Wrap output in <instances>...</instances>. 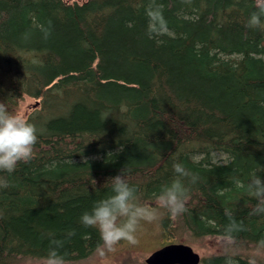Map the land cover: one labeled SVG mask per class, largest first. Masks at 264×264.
<instances>
[{"label": "trees", "instance_id": "obj_1", "mask_svg": "<svg viewBox=\"0 0 264 264\" xmlns=\"http://www.w3.org/2000/svg\"><path fill=\"white\" fill-rule=\"evenodd\" d=\"M151 3L0 0V103H39L32 158L0 170V264L90 257L99 234L79 217L122 168L141 202L187 187L176 217L156 205L171 242L224 239L226 210L243 225L201 264H264L244 252L264 253L248 191L264 178V0H155L168 32L149 35Z\"/></svg>", "mask_w": 264, "mask_h": 264}, {"label": "clouds", "instance_id": "obj_2", "mask_svg": "<svg viewBox=\"0 0 264 264\" xmlns=\"http://www.w3.org/2000/svg\"><path fill=\"white\" fill-rule=\"evenodd\" d=\"M261 11L264 12V7ZM146 14L149 35L168 32L167 20L155 0L147 7ZM257 19L258 15L254 14L253 20ZM37 139L34 123L24 114L10 112L0 103V170L12 172L19 161H29ZM173 168L182 176H190L192 182L198 179L182 162H175ZM104 183L108 184L109 193L93 201L91 207L79 217L80 223L97 230L100 239L97 251L100 255H104L105 250H112L121 240L134 243L141 220H152L156 216V209L150 203L138 199L134 191L136 185L129 182L124 168L109 176ZM248 191L257 197L254 211L264 212V178L253 175ZM186 200L187 187L181 179L174 178L158 193L156 203L166 209L170 216L176 217L185 211ZM226 215L230 223L226 225L223 235L226 241H231L234 231L241 230L243 225L235 221L231 212L226 210ZM45 264H65V258L57 248H50ZM251 264H255V261H251Z\"/></svg>", "mask_w": 264, "mask_h": 264}, {"label": "rangeland", "instance_id": "obj_3", "mask_svg": "<svg viewBox=\"0 0 264 264\" xmlns=\"http://www.w3.org/2000/svg\"><path fill=\"white\" fill-rule=\"evenodd\" d=\"M38 105L39 103L37 100L26 97L21 103L19 113L27 117ZM151 205L156 209V216L152 220H141L137 228L136 240L134 243L121 240L112 250H105L104 255H100L99 252L96 251L84 260L67 262L65 264H146L145 260L150 254L172 243L188 244L192 246L202 258L225 252V248L230 246L229 241L215 237H206L203 239L185 238L186 240L181 239L177 242H171V240H174L172 239L174 236H167L161 230V213L157 209L159 205L156 202ZM246 251L250 256H260V258H264V253L253 246L245 248L244 252L246 253ZM20 264H45V260L26 259L20 262Z\"/></svg>", "mask_w": 264, "mask_h": 264}, {"label": "water", "instance_id": "obj_4", "mask_svg": "<svg viewBox=\"0 0 264 264\" xmlns=\"http://www.w3.org/2000/svg\"><path fill=\"white\" fill-rule=\"evenodd\" d=\"M201 256L192 246L172 243L154 251L146 258V264H201Z\"/></svg>", "mask_w": 264, "mask_h": 264}]
</instances>
